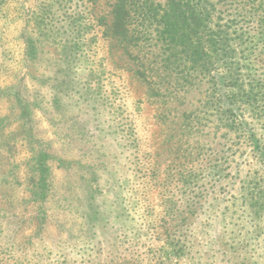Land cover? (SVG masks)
<instances>
[{
  "label": "rangeland",
  "instance_id": "rangeland-1",
  "mask_svg": "<svg viewBox=\"0 0 264 264\" xmlns=\"http://www.w3.org/2000/svg\"><path fill=\"white\" fill-rule=\"evenodd\" d=\"M116 1L0 0V260L264 264V211L249 208L264 197V100L228 121L224 90L177 83L184 66L165 62L175 53L162 43L145 51L150 91L105 34ZM253 34L236 56L241 96L262 70ZM18 218L31 224L18 231Z\"/></svg>",
  "mask_w": 264,
  "mask_h": 264
},
{
  "label": "trees",
  "instance_id": "trees-1",
  "mask_svg": "<svg viewBox=\"0 0 264 264\" xmlns=\"http://www.w3.org/2000/svg\"><path fill=\"white\" fill-rule=\"evenodd\" d=\"M117 0L109 12L105 34L116 53L118 59L125 65L132 64L129 71L134 78L145 81L150 91L154 90L155 68H148V55L145 52L162 43L164 52L173 51L174 60L167 58L165 62L176 64L177 70L182 66L181 78L177 80L189 81L199 76L210 78L212 87L224 90L228 99L229 108L226 109L227 120L237 122L236 114L246 112L260 100H264V0H222L224 6L231 3L230 8H219L218 0ZM220 13L221 16H217ZM222 13L228 20H222ZM245 25V32L238 30V25ZM242 29L244 27L242 26ZM253 32V38L263 43L257 44L260 48L257 60L261 67V75L254 74L250 79L252 94L244 92V74H241V64L236 60L238 48L244 47L248 33ZM257 46V47H258ZM248 53L249 56L253 54ZM247 54V55H248ZM246 55V54H245ZM125 59V60H124ZM134 63V65H133ZM170 63V64H171ZM172 65V64H171ZM248 68V67H247ZM246 68V69H247ZM179 75V76H180ZM178 76V77H179ZM259 90L258 94L254 90ZM46 154L39 158L35 167L40 178L33 185V197L38 201H47L46 182L43 179L49 171L46 164ZM14 169V168H13ZM251 213L257 215L264 211V197L250 201ZM68 202L67 207H71ZM86 207L84 212L86 221L91 227L96 225L93 204L90 198L82 202ZM64 206H66L64 204ZM32 221V219H30ZM30 221L18 218L15 227L23 231L24 224ZM47 227L44 222L37 227ZM4 227L0 229L3 233ZM38 229V230H39ZM45 234V233H44ZM40 233V237H43ZM39 238V237H38ZM13 249V247H10ZM0 264H7L0 260Z\"/></svg>",
  "mask_w": 264,
  "mask_h": 264
}]
</instances>
